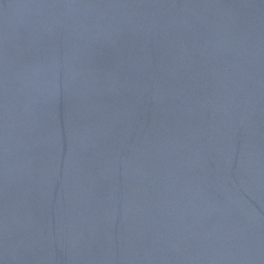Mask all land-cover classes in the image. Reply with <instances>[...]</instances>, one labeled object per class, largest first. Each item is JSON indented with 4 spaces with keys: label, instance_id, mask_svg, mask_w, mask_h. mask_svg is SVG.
Listing matches in <instances>:
<instances>
[{
    "label": "water",
    "instance_id": "water-1",
    "mask_svg": "<svg viewBox=\"0 0 264 264\" xmlns=\"http://www.w3.org/2000/svg\"><path fill=\"white\" fill-rule=\"evenodd\" d=\"M0 264H264V0H0Z\"/></svg>",
    "mask_w": 264,
    "mask_h": 264
}]
</instances>
